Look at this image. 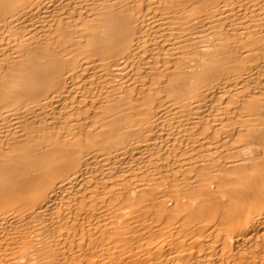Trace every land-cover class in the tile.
I'll list each match as a JSON object with an SVG mask.
<instances>
[{"label":"bare ground","instance_id":"obj_1","mask_svg":"<svg viewBox=\"0 0 264 264\" xmlns=\"http://www.w3.org/2000/svg\"><path fill=\"white\" fill-rule=\"evenodd\" d=\"M0 264H264V0H0Z\"/></svg>","mask_w":264,"mask_h":264}]
</instances>
